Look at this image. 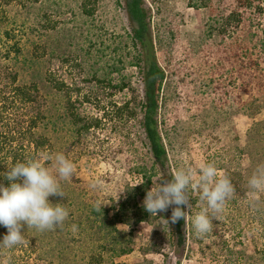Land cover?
Wrapping results in <instances>:
<instances>
[{
  "label": "rangeland",
  "instance_id": "1",
  "mask_svg": "<svg viewBox=\"0 0 264 264\" xmlns=\"http://www.w3.org/2000/svg\"><path fill=\"white\" fill-rule=\"evenodd\" d=\"M81 1L11 0L0 18V72L15 71L19 83H35L45 99V120L37 131L50 146L40 157L63 153L75 165L72 178L61 181L66 197H49L68 209L63 225L44 232L25 225L24 244L0 248V264H88L92 256L97 264H111L110 237L105 238L102 222L90 218L89 208L105 207L126 185L144 181L140 167L151 181L150 190L163 178L140 126L144 88L134 66L137 53L130 45L122 0H91L90 16L82 12ZM145 3L156 59L165 73L158 120L170 170L173 174L213 163L229 177L236 194L213 220L212 231L197 237L191 219L202 205L199 192L190 189L184 246L176 245L169 207L156 216L149 213L147 221L133 227L132 237L124 240L129 245L131 239L133 251L114 258V263L146 259L148 264H229L236 259L225 242L234 251L242 249L247 264H264V223L259 222H264V193L255 208L248 198V179L264 164V65L255 76L252 105L245 94L237 93L238 47L248 45L251 55H260L256 35L264 30V0H251V7L244 8L238 0ZM237 10L242 11V23L225 22ZM51 76L65 84L63 91L52 88L47 80ZM10 111L9 122L23 124L24 109ZM71 112L80 119H101L83 131V123H74ZM145 197H137V204L143 206ZM117 228L129 230L121 224ZM6 234L0 225V242Z\"/></svg>",
  "mask_w": 264,
  "mask_h": 264
},
{
  "label": "trees",
  "instance_id": "2",
  "mask_svg": "<svg viewBox=\"0 0 264 264\" xmlns=\"http://www.w3.org/2000/svg\"><path fill=\"white\" fill-rule=\"evenodd\" d=\"M27 1L37 2L38 0ZM10 2L11 0H0V18L5 14L4 8ZM122 4L128 21L130 45L132 49L136 50L135 53H137L133 59L134 66L138 68L143 81L144 98L141 104L140 126L154 166L157 167L165 180H171L172 172L169 167L168 156L158 120V92L164 83L165 73L156 59L155 43L150 23V11L146 6L145 0H122ZM237 4L238 6H243V8L245 6L251 7V0H238ZM80 7L85 16L92 15L94 11L91 0H82ZM241 14L242 11L237 10V14L231 13V15H227L225 22L237 20V25H239L242 23ZM256 40L260 48V55H251L248 45H246L247 47L239 46V50L237 51V93L245 94L250 101L248 103L251 105L253 103L251 100L255 98V76H258L257 71H260V67L264 65V30L260 31V35H256ZM47 80L50 81L52 88L56 91H63L65 84L62 81L54 79L52 76L48 77ZM97 80L100 81L102 79ZM11 107L24 109L26 117L23 124L20 122L11 124L9 122L7 116L11 112ZM126 107V104L122 106L123 109ZM71 116L74 123H83L81 126V130L83 131L96 127L101 119V117L100 119L96 117L89 119L83 117L80 119L78 113L72 112ZM44 120L45 99L41 95L37 85L35 83H19L15 71L4 69L3 72H0V184L8 186L9 182L4 176L9 167L17 162H25L28 159L40 157V155L42 156L47 152L50 146L49 139L37 131ZM44 163L46 165L48 161H44ZM138 174L141 178H144V181L141 179L134 186L126 185L120 191L118 197L112 200L111 204L105 207L99 206V211L96 210L95 206L89 208V212L91 213L90 218H93V220L98 219L102 222L106 227L105 238L110 237L109 253L111 255V264H117L114 263V258L133 251L132 245H130L131 239H129V245L125 244L124 240L132 237L134 226L147 221L150 217V214L143 206L137 204L136 200L137 197L146 196L147 191L150 190L151 181L148 179L149 177H146L143 167H140ZM173 207L175 205L169 208L170 220ZM181 207L185 211V207ZM259 222L260 224L264 223L262 219H259ZM120 224L127 226L129 230H119L117 226ZM171 226L173 235L176 238V245L180 247L184 246L186 241V216L175 223L171 221ZM102 230L104 229H100L99 231L101 232ZM263 230L260 232L264 233ZM237 234L238 236L243 234L239 223H237ZM223 244L226 251L236 259V261H229V264H240L243 261L245 263L242 264H247L249 258L245 256L242 249L234 251L229 248L227 243L223 242ZM117 246H121V248L116 249ZM89 260L88 264H97L94 261L98 262L95 256H92ZM138 264H148V262L145 259Z\"/></svg>",
  "mask_w": 264,
  "mask_h": 264
},
{
  "label": "clouds",
  "instance_id": "3",
  "mask_svg": "<svg viewBox=\"0 0 264 264\" xmlns=\"http://www.w3.org/2000/svg\"><path fill=\"white\" fill-rule=\"evenodd\" d=\"M49 160L52 161L50 167L44 163ZM74 172V163L63 153L31 158L7 169L4 178L9 184H0V225L6 227L7 234L0 242V248L11 250L23 245L25 225L39 232L52 231L63 225L69 211L63 203H51L49 197H66L61 181H69ZM157 181L147 191L143 207L151 216H156L175 205L171 214L173 223L188 214L181 206H187L189 210L192 207L189 190L199 192L202 207L191 219L197 237L212 231L213 220L219 219L227 202L236 194L229 177L213 163L201 162L196 169L180 168L172 174L171 180L159 178ZM248 188L249 204L255 208L260 194L264 193V164L258 165L249 177ZM95 207L100 210L99 204ZM161 220L168 224L167 220ZM72 230L76 231L77 226L73 225ZM3 264H9V261L5 260Z\"/></svg>",
  "mask_w": 264,
  "mask_h": 264
}]
</instances>
